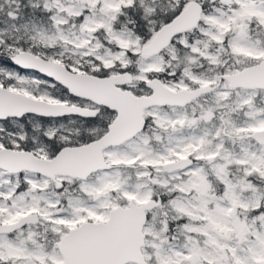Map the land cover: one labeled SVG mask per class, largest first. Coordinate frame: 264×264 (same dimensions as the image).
Returning <instances> with one entry per match:
<instances>
[{"label": "snow or ice", "instance_id": "1", "mask_svg": "<svg viewBox=\"0 0 264 264\" xmlns=\"http://www.w3.org/2000/svg\"><path fill=\"white\" fill-rule=\"evenodd\" d=\"M0 264H264V0H0Z\"/></svg>", "mask_w": 264, "mask_h": 264}]
</instances>
